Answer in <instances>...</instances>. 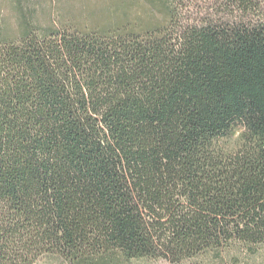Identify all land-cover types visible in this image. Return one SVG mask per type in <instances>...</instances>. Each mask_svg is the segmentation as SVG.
<instances>
[{
  "label": "trees",
  "instance_id": "16d2710c",
  "mask_svg": "<svg viewBox=\"0 0 264 264\" xmlns=\"http://www.w3.org/2000/svg\"><path fill=\"white\" fill-rule=\"evenodd\" d=\"M25 1L0 0V264L264 245L262 2L182 26L168 0H106L89 24Z\"/></svg>",
  "mask_w": 264,
  "mask_h": 264
},
{
  "label": "rangeland",
  "instance_id": "374dc122",
  "mask_svg": "<svg viewBox=\"0 0 264 264\" xmlns=\"http://www.w3.org/2000/svg\"><path fill=\"white\" fill-rule=\"evenodd\" d=\"M60 1L61 5L66 11H75L82 20V24H89L91 17L82 16L80 13L83 9H93L102 10L107 8V5L111 4V9L115 10L116 5L120 8L126 7V12H134L141 15H147L151 11V6L146 3V0H142L141 3L138 0H84L83 4L80 2L82 0H57ZM264 7V0H260ZM51 0H26L24 2V12L26 15H42L45 9L53 8L49 7ZM59 3V2H58ZM137 3H139L137 5ZM58 5V4H57ZM56 5V7H57ZM77 5L81 6L77 9ZM137 5V6H136ZM167 6L176 12L179 19V24L182 26L196 25L205 22L209 19L223 18L226 16V8L222 6L221 0H168ZM158 9L155 11L156 15L160 18L166 17V10L159 4ZM98 9V10H97ZM3 11L5 15H8V19L11 24H14L15 18L18 13H11L8 5L4 4ZM89 17V18H88ZM46 24V22H42ZM38 264H66L59 256L47 257L41 260ZM123 264H172L165 260H135L130 263ZM181 264H264V245L249 247L241 244H233L229 248L222 250L220 252H206L199 255L198 257L185 261Z\"/></svg>",
  "mask_w": 264,
  "mask_h": 264
}]
</instances>
